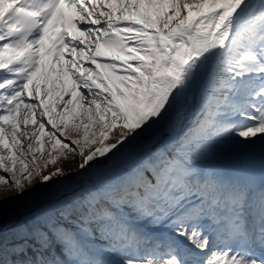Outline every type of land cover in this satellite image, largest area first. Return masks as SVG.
I'll use <instances>...</instances> for the list:
<instances>
[{
	"label": "snow or ice",
	"instance_id": "obj_1",
	"mask_svg": "<svg viewBox=\"0 0 264 264\" xmlns=\"http://www.w3.org/2000/svg\"><path fill=\"white\" fill-rule=\"evenodd\" d=\"M0 264H264V0H0Z\"/></svg>",
	"mask_w": 264,
	"mask_h": 264
}]
</instances>
